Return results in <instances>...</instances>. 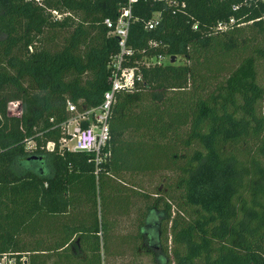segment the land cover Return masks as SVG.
Listing matches in <instances>:
<instances>
[{"label": "trees", "instance_id": "obj_1", "mask_svg": "<svg viewBox=\"0 0 264 264\" xmlns=\"http://www.w3.org/2000/svg\"><path fill=\"white\" fill-rule=\"evenodd\" d=\"M124 2L0 0V255L102 264L117 240L107 216L126 213L139 192L123 175L168 170L143 226L122 240L132 260L264 264V1L185 0L179 12L159 0L132 3L124 64L173 61L136 64L141 80L113 93L95 163L62 146V124L67 102L95 107L108 88L117 45L102 21ZM155 11L158 25L145 29ZM12 100L19 116L6 110ZM156 218V236L145 237Z\"/></svg>", "mask_w": 264, "mask_h": 264}, {"label": "built area", "instance_id": "obj_2", "mask_svg": "<svg viewBox=\"0 0 264 264\" xmlns=\"http://www.w3.org/2000/svg\"><path fill=\"white\" fill-rule=\"evenodd\" d=\"M136 0H125L124 4L117 9L116 16L113 20L104 18L102 23L108 29V35L114 36L116 39L117 52L110 58V75L108 78V88L103 91L100 103L91 108L77 110L74 104L67 102L66 109L70 113L68 119L62 124L66 138L61 139V144L66 150L81 151L92 153L94 162L100 159V149L107 140V114L109 105L114 92L119 90L130 89L136 82L141 80L138 65L149 66L169 62L166 55H156L155 57L133 60L134 64H124L128 57L132 54V49L127 45V30L131 16V5ZM171 8V12L182 11L185 7V0H159ZM245 2L247 0H244ZM256 2L258 0H250ZM264 1V0H260ZM238 5H234L233 9H237ZM52 14L59 18L56 12ZM160 13L155 11L151 17L145 22V29H152L158 25ZM234 22V18L228 20H219L214 27L215 30H224ZM193 29L197 28V23L193 24ZM19 103V102H18ZM16 102L13 108L8 110L11 115H20V104ZM81 123H86L81 126ZM14 258L6 253L0 255V264H13Z\"/></svg>", "mask_w": 264, "mask_h": 264}, {"label": "rangeland", "instance_id": "obj_3", "mask_svg": "<svg viewBox=\"0 0 264 264\" xmlns=\"http://www.w3.org/2000/svg\"><path fill=\"white\" fill-rule=\"evenodd\" d=\"M176 62L180 63L182 62V59L178 58ZM16 102L18 103V101L14 100L7 102V112L9 109L13 108L12 103L15 104ZM51 147L52 144L46 145V149H50ZM172 177V172L168 170H158L154 172L132 173L123 175V185L125 187H131L130 184H132L133 186L131 189L133 191L139 192L134 193L133 198L130 199L126 213H123V211L121 210L116 213V216H114V218H112L111 216H107L108 219H114V223L110 229V233L111 235H114L117 240H115V248H112V245L110 244V254H104V261H102V264H138L137 261L132 260L131 249L126 246L122 242V240L125 236L133 237L137 231L138 224L140 227L143 226L144 223L141 220V216L142 212L145 209V206L151 201V198H153V196L156 194L157 189L164 188V185H167L169 183V180L172 179ZM140 192L147 194V198H144L142 195H138ZM153 221L157 222V218L154 220L150 219L147 221L148 223L147 228L145 229V237L153 238L154 236H156L157 232H155V223ZM165 226L167 228V224H165ZM161 240H163V238H161ZM148 245L153 250L154 245ZM165 245H169V239H166ZM142 259L143 261H146V256L142 257ZM44 264H53L52 257L47 258Z\"/></svg>", "mask_w": 264, "mask_h": 264}, {"label": "crops", "instance_id": "obj_4", "mask_svg": "<svg viewBox=\"0 0 264 264\" xmlns=\"http://www.w3.org/2000/svg\"><path fill=\"white\" fill-rule=\"evenodd\" d=\"M47 144H51V143L49 142V143H47ZM47 144H46V145H47ZM43 166H44L43 169H44V168H47V164L44 163ZM47 169H48V168H47ZM74 206H75V208L80 209V210L85 208V204H84V203H82V202L78 203L77 201L75 202V205H74ZM70 208H71V207H70Z\"/></svg>", "mask_w": 264, "mask_h": 264}, {"label": "water", "instance_id": "obj_5", "mask_svg": "<svg viewBox=\"0 0 264 264\" xmlns=\"http://www.w3.org/2000/svg\"><path fill=\"white\" fill-rule=\"evenodd\" d=\"M173 61V56H171L170 58H169V62H172Z\"/></svg>", "mask_w": 264, "mask_h": 264}]
</instances>
